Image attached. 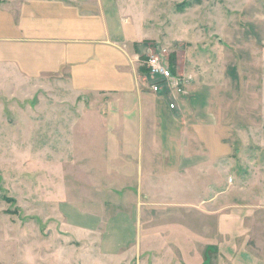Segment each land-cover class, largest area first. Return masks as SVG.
<instances>
[{"label":"crops","instance_id":"crops-1","mask_svg":"<svg viewBox=\"0 0 264 264\" xmlns=\"http://www.w3.org/2000/svg\"><path fill=\"white\" fill-rule=\"evenodd\" d=\"M121 21L116 0H0V79L11 69L19 87L57 85L70 103L79 97L89 103L91 151L104 161L105 174L123 175L116 182L126 199L140 203L138 213L106 216L95 264H264V161L254 174L242 166L228 177L230 165L244 163L245 142L264 149V123L247 116L257 107L232 100L217 108L213 86L192 80L180 96L143 87L137 80L143 37ZM75 134L67 137L82 153ZM137 176L139 192L132 187ZM171 180L187 187L194 212L161 220L155 210ZM82 205L62 199L58 215L72 229L87 230L76 238L95 239L105 215Z\"/></svg>","mask_w":264,"mask_h":264},{"label":"rangeland","instance_id":"rangeland-1","mask_svg":"<svg viewBox=\"0 0 264 264\" xmlns=\"http://www.w3.org/2000/svg\"><path fill=\"white\" fill-rule=\"evenodd\" d=\"M116 2L121 5L122 24L131 30L139 28L143 37L144 51L137 60L140 84L146 73L140 60L165 48L173 73L193 84L213 86L214 106L247 101L257 107L247 112L250 121L264 123V0ZM5 70L0 79V264H95L97 238L105 228L106 216L117 210L138 213L140 203L126 199L124 187L117 184L123 175L105 174L104 161L91 151L88 136L93 133L95 117L89 103L84 104L80 97L77 103H70L57 85L52 89H33L31 84L19 87L21 82L11 69ZM212 113L218 120L219 112ZM76 118L83 120L82 126H72ZM75 133L83 141L82 153L75 151L76 144L67 137ZM258 143L239 146L245 153L244 163L238 160L239 166L230 165L228 177H235L236 168L242 166L245 172L259 170L257 162L264 161V149ZM49 147L52 154L46 152ZM232 147L235 149V144ZM221 178L218 188L225 184ZM132 187L139 192V176ZM163 190L155 210L161 220L194 212L187 204L191 196L187 187H178L171 180ZM62 199L105 215L93 231L95 239L91 235L76 238V232L85 234L87 230L72 229L65 217L58 215Z\"/></svg>","mask_w":264,"mask_h":264},{"label":"built area","instance_id":"built-area-1","mask_svg":"<svg viewBox=\"0 0 264 264\" xmlns=\"http://www.w3.org/2000/svg\"><path fill=\"white\" fill-rule=\"evenodd\" d=\"M160 54H149L140 60V64L145 67L146 73L141 84L154 93L166 94L169 96H180L185 93V84L188 78L172 72V65L168 57L167 50ZM176 103L169 101V107L174 108Z\"/></svg>","mask_w":264,"mask_h":264},{"label":"trees","instance_id":"trees-1","mask_svg":"<svg viewBox=\"0 0 264 264\" xmlns=\"http://www.w3.org/2000/svg\"><path fill=\"white\" fill-rule=\"evenodd\" d=\"M171 60L174 62V55L171 56ZM142 71H144V68H141Z\"/></svg>","mask_w":264,"mask_h":264}]
</instances>
